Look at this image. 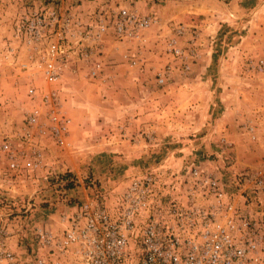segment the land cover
Instances as JSON below:
<instances>
[{"label":"rangeland","instance_id":"obj_1","mask_svg":"<svg viewBox=\"0 0 264 264\" xmlns=\"http://www.w3.org/2000/svg\"><path fill=\"white\" fill-rule=\"evenodd\" d=\"M119 7L156 22L138 40L103 38L104 77L86 79L84 66L71 83L64 73L69 145L36 132L26 150L42 153L41 167L10 171L0 160V229L17 264L45 256L37 229L61 232V217L89 199L113 210L130 179L146 173L179 196L192 168L214 172L247 215L264 211V196L250 200L252 192L240 196L236 185L264 164V67L256 66L264 59V0H0V140L26 147L23 119L35 106L26 87H44L26 68L33 65L18 31L22 18L73 8L96 16ZM176 27L183 29L187 72L167 53ZM126 53L137 55L136 67ZM168 65L173 73L160 85L157 75Z\"/></svg>","mask_w":264,"mask_h":264},{"label":"built area","instance_id":"obj_2","mask_svg":"<svg viewBox=\"0 0 264 264\" xmlns=\"http://www.w3.org/2000/svg\"><path fill=\"white\" fill-rule=\"evenodd\" d=\"M73 9L34 13L19 23L18 31L32 53L33 66H24L30 75L39 76L44 87L32 81L26 87L28 100L35 104L23 119L26 147L18 150L12 142L0 140V160L10 171L41 167L42 153L32 149L27 156L26 150L36 132H46L56 145H69L72 123L64 112V73L71 83L84 66L86 79L104 77L106 67L99 59L103 38L138 40L156 22L127 7L96 16ZM182 35V27H176L167 53L179 59L187 72L188 57L179 41ZM136 57L124 54L129 67L139 64ZM256 66L263 68L264 59ZM172 73V66H166L158 73L157 83L165 84ZM243 176L240 183L236 181L240 196L249 191L250 200L264 196V164ZM189 181L180 199L157 175L146 173L130 179L113 210L100 199L72 207L70 214L61 217V232L36 230L38 248L45 256L35 264H264V211L247 215L214 172L192 168ZM7 236L0 229V261L17 264L5 248Z\"/></svg>","mask_w":264,"mask_h":264},{"label":"trees","instance_id":"obj_3","mask_svg":"<svg viewBox=\"0 0 264 264\" xmlns=\"http://www.w3.org/2000/svg\"><path fill=\"white\" fill-rule=\"evenodd\" d=\"M66 186H67L68 189L71 188V185H66Z\"/></svg>","mask_w":264,"mask_h":264}]
</instances>
